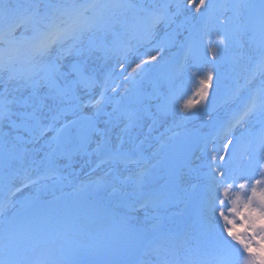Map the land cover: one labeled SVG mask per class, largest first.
<instances>
[{
    "label": "snow or ice",
    "instance_id": "obj_1",
    "mask_svg": "<svg viewBox=\"0 0 264 264\" xmlns=\"http://www.w3.org/2000/svg\"><path fill=\"white\" fill-rule=\"evenodd\" d=\"M174 7L170 0H0V264H264V0H190ZM185 9L198 14L202 27L188 28L180 41L183 59L167 78V91L157 79L147 92L146 74L163 59L152 53L163 46L129 57ZM213 20L220 27L210 30ZM182 28L169 39L175 41ZM97 53L115 61L104 80L91 63ZM221 59L233 70L244 62L243 84L224 100L237 107L217 128L222 147L208 153L207 170L197 173L196 220L178 231L165 225L158 209L187 199L178 163L187 152L165 153L153 164L131 138L133 146L125 149L123 136L110 145L108 135L121 121L128 134L153 116V101L158 113L187 119L194 104L181 103L175 83L185 71L199 78L196 103L207 113ZM102 115L108 117L103 128ZM94 139L96 168L107 170L64 193L67 178L58 161L70 167ZM37 163L43 174L13 182L27 172L26 164ZM30 185L35 193L21 198ZM101 190L106 199L88 198ZM45 192L52 198H43Z\"/></svg>",
    "mask_w": 264,
    "mask_h": 264
},
{
    "label": "bare ground",
    "instance_id": "obj_2",
    "mask_svg": "<svg viewBox=\"0 0 264 264\" xmlns=\"http://www.w3.org/2000/svg\"><path fill=\"white\" fill-rule=\"evenodd\" d=\"M198 28V27H197ZM185 29V26H183V28L181 29V32H183V30ZM160 31V28L157 27L156 33H158ZM181 36V35H180ZM179 36V37H180ZM111 39V38H109ZM170 41L168 35L163 36L162 38V44H166ZM143 45V46H142ZM140 45V47L143 49L144 45H146V43ZM159 46H154L151 48H147L142 54L144 53H148L151 52L152 49L157 48ZM179 47L178 41L177 39L175 40V42L173 43V47L172 50L177 49ZM202 49H200V54L202 56ZM168 52V51H167ZM152 54H156L160 57H164V55H166V52L163 53H152ZM134 58V57H133ZM145 58L147 59L148 57L145 56ZM209 59L211 60V58L209 57ZM91 63L93 64V66L96 68V72L97 75L99 76V78L101 80H104V73L105 71H109L111 72V68L112 66L115 64L114 60H109V61H105V59L100 55V53H97L94 57L93 60L91 61ZM156 62H153V65ZM243 65H239L238 70L236 72L237 77L240 78L243 75ZM117 71V70H116ZM193 71H195V69H193ZM220 71V67L216 66V69L214 71V75L216 76V72ZM220 74V72H219ZM224 84V87L227 88L226 83L224 78L222 77V74H220L219 77ZM115 83H120L119 78L117 77ZM260 83L259 78L253 82V86H258ZM193 88L195 90V92H197L199 85L196 83H192ZM211 86V85H210ZM166 85L165 83H162V88H165ZM229 87V86H228ZM143 88L150 90V92H152V85L149 82H144L143 84ZM123 89V88H121ZM181 90V93L183 95V99L181 100V103L187 102V101H192L194 104V108L187 113L188 118L182 119V117L185 115L184 113H179V112H175V113H169L167 115H163L157 112L156 109V101L152 102V110H153V118L151 120L150 116H144V118L139 122L138 126L135 128L130 129L128 134H124L121 130L124 128V125L126 123V121H121L117 126L112 127L109 135H108V139L110 141V144L115 143L117 136L119 134H123L124 135V145L123 147L126 148H130L133 146L132 143H129V139L131 138V140L133 141L134 144H136L138 142V140H144L147 143H149V145L152 147L150 152L151 155V163L155 164L157 162V160L161 157L163 152L159 151V148L161 146V144L163 145H167L171 142L172 140V135L175 133H185V132H189L192 131L196 128H201L203 131L209 129L208 128V124L210 123V121H207L208 118H214L218 115H221V113L223 111L227 110V106L228 107H235L237 106L236 102H229L227 104V106L223 105V107L221 106L218 110H215V103L216 102H212V104L208 107V111L207 113L203 112L201 110V104H197L196 101L199 99L194 98L191 96V93L189 91V89L185 86H182L181 88H179ZM26 95V94H25ZM109 95H113V93L111 92V90L109 91ZM226 94H223L222 97H219L218 99H223L225 98ZM200 110V113L197 116L191 117L193 112H197ZM85 111L89 112L91 110L86 109ZM108 112H111L112 109H110V106L107 109ZM69 119H71V117H68ZM104 118H107V116H101L99 119L101 121V128H103L105 125L103 124ZM169 128V130L164 131L163 129H167ZM243 130L242 128H239V130L237 131V134L239 135V131ZM50 135V134H49ZM98 139V138H97ZM206 141H207V136L205 137V142L203 144V146L201 147V152L198 154V156H200L199 160H193L191 162V165L194 167V170H190L189 167H187L183 173L186 175V183H185V189L187 192V197H188V193L192 190H196L198 192V196H199V187H198V181L196 179L197 173L199 172H203L206 168H203L202 165H205V161L207 160L205 155H204V150H205V146H206ZM93 144H95L92 149H93V153L91 155L87 154V153H77L73 156L72 161H71V166L70 167H66L65 171H64V175L67 178L64 181V187H63V192L64 193H73V190L75 187L81 185V184H85V185H89L91 184L93 181H96L98 177H102L104 175V172L107 170L108 166L104 165L101 168H96V164L98 163L99 157L96 155L95 153V149H96V142L95 139L93 141ZM119 144V141L117 142L116 145ZM37 147H39L37 145ZM89 150H91V148H89ZM148 152V151H146ZM159 152L160 155L159 156H154V153ZM37 162H39L40 160V156L38 155L36 157ZM64 167L66 164H68V161L63 160L61 162ZM39 166H43L42 164H33V165H28L26 164L25 167L27 168V172H25L24 170H21L19 172V175L15 177L14 179V183L16 185H20L25 177V175H30L31 173H33V171L36 170L37 167ZM47 184H51V181L48 182H44ZM35 187L36 186H32L30 185L27 188H24L22 193L20 194L21 198L23 197H28L30 195H33L35 193ZM151 186H149L150 189ZM56 195L59 196L61 195V192L59 190L56 191ZM106 195L107 192L105 191H101V192H93L90 194L89 198H91L92 200H104L106 199ZM43 198H52L51 193L50 192H45L42 193ZM185 200H182L178 203H172V204H165L162 207H160L158 209L159 215L161 217L164 218V223L166 224L167 227L173 228L176 226H180V224L183 221H187L185 214H184V206H185ZM197 209L194 211V213L192 214L191 218L187 221L189 225L193 224V222L196 220V214H197ZM149 214H152V209H148ZM139 215L142 217L144 215L143 211L139 212ZM173 216V218H172Z\"/></svg>",
    "mask_w": 264,
    "mask_h": 264
},
{
    "label": "rangeland",
    "instance_id": "obj_3",
    "mask_svg": "<svg viewBox=\"0 0 264 264\" xmlns=\"http://www.w3.org/2000/svg\"><path fill=\"white\" fill-rule=\"evenodd\" d=\"M170 2L173 4V8L171 10L175 11V7H174L175 3H180L181 5H184V4L190 3V0H170ZM193 7H194V5H193ZM227 15L231 16L232 13L228 12ZM197 16H198V14L195 13L194 11H189V10L185 9L181 15L175 17V23L170 26L171 29L173 30V32H174V30L177 29V27L179 25L185 26V29L183 30L182 35L180 37L179 36L176 37V39L179 41V45H180V41L183 40V37L187 35V29L188 28H190L193 25H197L198 27H202V22L197 20ZM219 27H220V25H218L215 20L211 21L210 24H209L210 30L211 29H215V28H219ZM158 36H159V34L155 36V39L153 40V42L147 44V47H145V49L151 48L152 46H154L156 44ZM140 48L141 47L139 46L136 49V52L133 53V55L130 56L129 59H132L137 53L142 54L145 51V49H143V52H142V50ZM231 51L232 50H229V52H226L225 56L227 57L228 55H230ZM100 55L103 57L102 53H100ZM166 56H169V55H166ZM243 63L244 62L242 61L240 65H243ZM187 64L189 65V67H191V65H192V63H187ZM156 65H157V63L154 64V66H156ZM216 65H218V67H220V71L219 72H220V74H222V77L225 80L226 86H229V87L233 86V87L237 88L238 84H243L242 77L238 78L237 74H236L239 65L236 66L235 70H233V66L229 62H227L225 59H221V60L216 61ZM118 72H119V69H117V73ZM109 74H110L109 71H105V76L106 77H109ZM114 78H116L115 74H114ZM198 79L199 78L197 76H193L191 74V72L185 71V72H183V74H180L177 77H175V83H176L177 87H180V86H183V85L188 87V89H190L191 92H192V96L194 97V96H196V93H194V91H193L194 89L192 88V83H196V84L199 85ZM251 87H256V86L251 85ZM160 90L161 91H165V89L162 90L161 88H160ZM122 92H123V89H120V94ZM245 93L246 92L242 93V95L245 94ZM156 103H158V101H156ZM151 112L153 113L152 108H151ZM193 113L197 114L198 112H193ZM193 113H192L193 116L196 115V114H193ZM107 119L108 118H104V120H107ZM152 119L155 120L156 118H153V116H151V120ZM207 121H211V119H209ZM163 130L167 131V130H169V128L163 129ZM49 134L51 135V133H49ZM118 136H123V138H124L123 134L122 135L119 134ZM115 141H116L115 143L110 144V145H116L119 140L116 139ZM140 142L146 143L148 145V150L151 149V146L149 145V143H147L144 140H138L136 145L139 144ZM94 145L95 144L91 143L89 145V147L91 148ZM221 147H222V145H221Z\"/></svg>",
    "mask_w": 264,
    "mask_h": 264
},
{
    "label": "water",
    "instance_id": "obj_4",
    "mask_svg": "<svg viewBox=\"0 0 264 264\" xmlns=\"http://www.w3.org/2000/svg\"><path fill=\"white\" fill-rule=\"evenodd\" d=\"M214 82L221 88L220 90L213 88L212 92L214 95L219 96L222 93V83L218 79H214ZM203 134L199 129H195L188 133L183 134H176L174 136L173 141L165 147V153H169L175 151L176 153L180 154L183 152H187L186 156H182L181 160L178 163L183 165L181 171L183 170L184 166L194 159L193 153L197 155L198 149L202 143ZM145 147H141L144 150ZM198 204V199L195 193H192L187 206L186 212L187 215L190 216L194 211L196 205Z\"/></svg>",
    "mask_w": 264,
    "mask_h": 264
}]
</instances>
